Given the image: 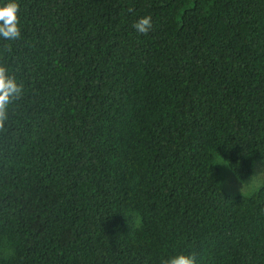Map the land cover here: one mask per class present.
I'll list each match as a JSON object with an SVG mask.
<instances>
[{
	"label": "trees",
	"instance_id": "obj_1",
	"mask_svg": "<svg viewBox=\"0 0 264 264\" xmlns=\"http://www.w3.org/2000/svg\"><path fill=\"white\" fill-rule=\"evenodd\" d=\"M18 3L0 264H264V0Z\"/></svg>",
	"mask_w": 264,
	"mask_h": 264
},
{
	"label": "clouds",
	"instance_id": "obj_2",
	"mask_svg": "<svg viewBox=\"0 0 264 264\" xmlns=\"http://www.w3.org/2000/svg\"><path fill=\"white\" fill-rule=\"evenodd\" d=\"M20 4L18 0H7L0 6V39L16 41L21 37ZM152 19L144 16L134 22L133 28L141 34H147L152 29ZM23 94V86L18 84L4 65H0V132L6 131L9 106ZM161 264H195L193 256L177 254Z\"/></svg>",
	"mask_w": 264,
	"mask_h": 264
},
{
	"label": "rangeland",
	"instance_id": "obj_3",
	"mask_svg": "<svg viewBox=\"0 0 264 264\" xmlns=\"http://www.w3.org/2000/svg\"><path fill=\"white\" fill-rule=\"evenodd\" d=\"M216 166L219 171L221 187L227 193L248 194L264 184V163L256 162L253 175L245 182L237 181L221 160L216 161Z\"/></svg>",
	"mask_w": 264,
	"mask_h": 264
}]
</instances>
